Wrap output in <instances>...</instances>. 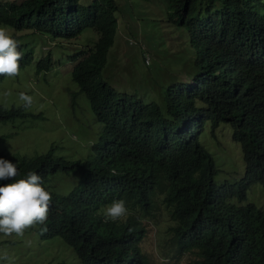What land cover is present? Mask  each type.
<instances>
[{
  "label": "trees",
  "instance_id": "obj_1",
  "mask_svg": "<svg viewBox=\"0 0 264 264\" xmlns=\"http://www.w3.org/2000/svg\"><path fill=\"white\" fill-rule=\"evenodd\" d=\"M124 1L0 0V21L30 31L32 41L24 44L21 65L35 63L38 71H47L55 64L67 68L62 64L66 59L73 62L68 69L77 90L70 91L71 101L75 103L78 91L88 98L98 95L92 110L102 124L98 139L83 152L89 159L76 163L80 178L74 188L63 191L50 184L47 173L56 172L58 165L65 167L66 162L55 146L13 161L19 174L0 180V184L26 178L28 172L41 175L43 186L52 193V208L44 225L26 230L39 235L38 244L57 243L66 257L55 264H146L142 253L111 252L108 244L113 233L104 231L102 225L113 224L105 223L104 206L96 204L104 192L117 191L122 199H126L125 193L142 196L153 192H132L135 173L156 181L162 175L187 189L188 195L179 194L174 202L164 204L166 212L175 209L177 213L167 220L177 253L197 249L200 259L194 263L264 264V210L254 198L249 199L248 191L256 184L264 194V0H152L161 10L151 19L180 31V46L186 53L177 62L184 71L171 76L169 82L158 75L155 79L152 72V98L147 88L142 90L148 94L145 98L139 88L104 79L106 58L117 34V11ZM86 28L94 31L89 32L97 35L96 40L82 38L84 46L67 52L62 62H57L60 55L53 58L50 50L36 52L43 36L74 39ZM147 67L157 71L156 65ZM17 116H25L21 108H0V120ZM206 122L210 140L220 143L216 128L220 122L230 125L232 139L240 144L245 159V177L214 181L218 170L204 160L213 157L200 140ZM117 129L121 145L107 144L105 136ZM106 144L114 150L111 159L103 153ZM125 145L153 153L152 163L148 167L133 164ZM111 167L117 170L111 173L115 181L100 180V171ZM192 167L197 174L190 171ZM189 196L192 203L182 214L178 205H187ZM157 200L153 196L150 201L130 203L134 211L127 223L138 221ZM238 221L245 223L242 231L235 227ZM44 228L47 230L42 231ZM34 244L32 238L27 246ZM232 254L240 260L232 259Z\"/></svg>",
  "mask_w": 264,
  "mask_h": 264
},
{
  "label": "rangeland",
  "instance_id": "obj_2",
  "mask_svg": "<svg viewBox=\"0 0 264 264\" xmlns=\"http://www.w3.org/2000/svg\"><path fill=\"white\" fill-rule=\"evenodd\" d=\"M145 2L143 3V0L122 2V9L117 11L115 44L110 47L104 70L106 78L114 85L125 83L130 87L139 88L143 97L152 98L154 91L149 89V85L155 83L151 76L152 72L155 79L158 75L161 81L169 82L171 76L175 77L184 71V67H179L177 62L180 57L185 58L186 53L180 46L182 44L180 31L166 24L154 23L151 18L159 15L161 9L152 0ZM89 31L94 32L86 28L74 38L75 41L43 36L36 47V52L45 54L50 50L49 54L53 58L60 55L56 60L62 62V58L66 59L67 52L74 53L76 49L84 46L82 38L95 37L94 41L96 40L97 35ZM15 33L29 35L30 31L17 30ZM145 56H149L151 65H156V72L147 67ZM62 64L67 68L55 64L47 71H38L35 63H30L20 69L18 76L5 77L0 81V104L3 107L23 104L24 102L19 100V93L24 92L33 97V104L27 110L35 113L0 120V135L4 134L0 139V158L13 162L22 155H34L54 146L58 148L57 153H62L70 159L85 158L87 153L83 152L87 151L100 130L99 121L93 116L91 105L83 92L78 91L75 103H72L70 91L77 90V84L74 83L68 67L73 62L66 59ZM145 88L149 89V95L142 92ZM6 92L11 94L6 96ZM209 128V122H206L200 140L212 153L217 166L221 169L217 172L216 178L226 171L241 172L243 169L241 148L240 144L231 138L230 125L220 122L216 128L215 134L221 138V143L210 140ZM217 143L221 145L219 152ZM78 173L75 167H69L63 175L62 172L56 176L52 175L51 183L55 184L56 180V186L67 191L78 184ZM250 197L264 210V194L260 188L252 189ZM150 228L151 233L143 249L149 255L152 264H174V258L164 261L159 243L165 240L162 234L157 233L158 229L155 226L150 225ZM38 237L34 230H26L23 237L0 234V241H3L0 243V256L7 252L9 257L7 261L0 259V264H55L66 257L55 241L38 244L36 242ZM32 238L35 244L27 246ZM196 256L195 253L188 252L177 264H186Z\"/></svg>",
  "mask_w": 264,
  "mask_h": 264
},
{
  "label": "clouds",
  "instance_id": "obj_3",
  "mask_svg": "<svg viewBox=\"0 0 264 264\" xmlns=\"http://www.w3.org/2000/svg\"><path fill=\"white\" fill-rule=\"evenodd\" d=\"M17 30L26 31V29L16 28L11 24L0 21V76H3L1 78L2 80L5 77L18 76L20 69L24 67L21 65L23 63L22 56L24 54V44L26 43L30 45L31 39L29 35L16 34L15 31ZM145 60L148 65L149 56H145ZM103 75L105 76V74ZM105 78L106 77H104V79ZM95 90L99 91L98 88H96ZM10 94H11L10 92L5 93L6 96ZM97 97L98 95L93 98L87 97L91 105V109ZM70 99H71V94H70ZM19 100L23 101L24 103L20 105H11V106H15L18 109L21 108L25 116L35 114L31 110H27L33 104V97L31 95L21 92L19 93ZM0 108L2 110L7 109L6 107H3L1 104H0ZM221 123H225V122H221ZM99 126H100V130L96 135L95 139L91 142V144L95 142L100 135V132L102 130V124L100 122H99ZM231 134H232V130H231ZM105 141L107 144L121 145L118 142V129L108 132V134L105 136ZM107 144H106V148H104L103 153L108 159H111L114 156V150ZM90 145L88 148H90ZM125 146L128 149V158L133 164L148 167L152 163L153 153H147L143 148H137L133 145L132 146L125 145ZM220 148L221 145L217 146L218 152ZM47 150L43 152H46ZM57 154H59L61 157L63 156L66 162L63 164V166L65 167H62V165H58L56 172L47 173V177H49V181L52 186L53 185L56 186V180H55V184L51 183L52 175L56 176L61 172L63 175V172L67 171L69 167H75L77 169L78 168V166L76 165L77 162H81L84 159H89L87 157V154L86 157L83 159L80 157H74L73 159H70L62 153H57ZM23 156L31 157L33 155L30 156L22 155L20 156V158ZM212 157L213 160L209 156H206L204 160L206 162H211L213 166L218 171H220L221 169L217 166L213 155ZM241 159L243 164V169L241 172L238 170L226 171L225 173L219 174V177L216 178V174L218 172L217 171L213 175L214 181L216 182L218 180L222 181L224 178H230V179L236 178L239 180L245 177L247 175L245 169L246 163H245V159L242 158V154H241ZM193 161L196 162L198 165L199 164L201 165V160L199 161V158L194 157ZM60 167L65 169H59ZM116 171L117 170L114 167H111L110 169H102L99 173V179L115 181L111 173H115ZM190 171H192L194 174L198 173L194 170V167L190 168ZM18 174L19 173H18L17 164H14L9 160L0 158V180H8L10 178H15L17 177ZM79 178L80 176L78 177V182H79ZM1 184H0V234H3L4 236L15 235L18 237H23L26 229L33 228L37 225H44L46 223L52 208L53 196L52 193L46 190L45 187L43 186V178L41 177V175H39L36 172H28L26 174V178L19 180L15 179V182L8 183L7 185H1ZM251 185L252 184H250L249 186ZM256 187H261V186L256 184L252 185L248 190L250 191V194L252 192V189ZM131 190L135 194L141 193L144 190H152L153 192H147L142 196H134L131 195L130 193H125L126 199L120 198L118 195L119 193L117 191L113 193L104 192L98 196V200L96 204H101L104 206L103 216L105 223L112 222L113 224V226L102 225L104 231L113 233V239L108 244V247L110 248L112 253H114L115 255H122L124 253H135V252L142 253L146 258V264H152L149 255L145 252L143 248L151 233L150 225H153L158 229L157 233L162 234L165 240V242L159 243V250L162 252V257L164 261L174 258L175 259L174 264H177L180 258L188 252H192L197 255V249L189 250L183 254L177 253L175 251L173 236L169 231H167V224H168L167 220L177 215V213L175 209L174 211H172L171 209L170 211L166 212V210L164 209L165 201L171 200L174 202V199L179 194L188 195V191L186 188H184L182 185H175L172 181H167L165 179V176L162 175H158V181H156L149 178L144 173H135L133 175V186ZM153 196L158 197L156 204L146 213L140 215L138 221H134L133 223H127L128 220L130 219V214L132 213V211H134V208L130 206V203L140 201L142 199H148L150 201L153 198ZM188 199H189V203L187 205L185 206L178 205L179 210L182 214L187 213L188 208L192 203V196H189ZM249 199H252L250 195H249ZM153 215H155V218L151 217ZM235 227L238 231H242L245 227V223L243 221H238ZM41 230L46 231L47 229L44 228ZM231 257L234 260L237 261L240 260L239 257L236 256L235 254H232ZM0 259L7 261L9 259L7 252L3 253V255L0 256ZM197 259H200V257L196 256L193 259L189 260L186 264H208L205 260H202L199 263H194V260Z\"/></svg>",
  "mask_w": 264,
  "mask_h": 264
},
{
  "label": "built area",
  "instance_id": "obj_4",
  "mask_svg": "<svg viewBox=\"0 0 264 264\" xmlns=\"http://www.w3.org/2000/svg\"><path fill=\"white\" fill-rule=\"evenodd\" d=\"M147 60V59H146Z\"/></svg>",
  "mask_w": 264,
  "mask_h": 264
}]
</instances>
